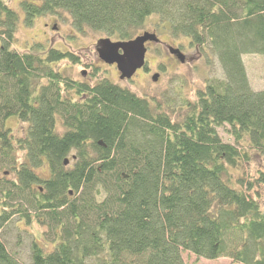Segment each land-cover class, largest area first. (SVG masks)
<instances>
[{"label":"trees","instance_id":"1","mask_svg":"<svg viewBox=\"0 0 264 264\" xmlns=\"http://www.w3.org/2000/svg\"><path fill=\"white\" fill-rule=\"evenodd\" d=\"M21 8L29 25L63 10L78 31L113 41L135 39L157 16L156 29L175 40L209 46L225 75L182 116L107 78L75 82L55 66L77 63L72 52L13 48L19 15L0 0V232L20 221L54 234L34 240L29 264H185L184 252L264 264L259 193L231 173L253 152L264 156V90L252 88L243 61L264 56V0H24ZM12 118L22 136L7 127ZM0 264H24L1 237Z\"/></svg>","mask_w":264,"mask_h":264},{"label":"rangeland","instance_id":"2","mask_svg":"<svg viewBox=\"0 0 264 264\" xmlns=\"http://www.w3.org/2000/svg\"><path fill=\"white\" fill-rule=\"evenodd\" d=\"M2 1L19 15L13 48L19 51H27L42 45L47 48L53 47L72 52L78 58L77 63L73 64L65 61L55 66H58L62 72L70 76L75 82H92L96 84L107 78L114 84L127 88L139 96L156 99L162 103L166 111L173 110L177 113L181 111L179 115L182 116L186 102H196L198 92L204 90L211 80L225 78L218 59L210 55L209 46L204 51L202 48H192L189 40L185 37L174 40L169 34L166 36L167 31L155 27L159 18L152 16L147 29L142 31L141 35L143 32L151 31V33H154L153 31H155L162 40L166 42L173 41L172 45H179V48L183 50L186 61L184 63L176 61L163 45L154 43L147 55L146 69L135 76L134 80L125 83L120 80V72L115 66L105 65L98 58L96 45L99 40L107 38V36L88 28L81 32L78 31L73 26L70 14L63 10L56 14L38 16L29 25L25 21V14L21 8V3L24 0ZM0 30H3L2 22L0 23ZM243 61L252 88L255 91L264 90V56L249 54L243 56ZM84 71H88L87 76L89 79L82 76ZM156 73L160 74L158 82L153 81V76ZM91 78L94 80H91ZM6 125L14 130L16 137L22 136L26 130V128L22 129L25 126L20 125L16 118L10 119ZM220 134L224 141L233 143L232 138L227 137L222 132ZM22 157L23 155H20L19 163L22 162ZM3 170L10 171L6 167ZM261 170L264 171V156L253 152L250 154L249 161H243L237 168L231 169V173L234 181L238 177L250 181L247 184L251 183L255 187L254 190L259 193L258 198L254 192L253 196L260 201L261 206L264 208V185L259 183L258 177ZM38 172L42 176L48 175L46 168H41ZM6 176L12 177L13 175L8 173ZM3 233L4 231L0 232V237L8 250L24 264L30 263L34 240L40 243L41 241L44 243L45 240L50 242L53 241L54 235L49 226H41L37 222L26 225L20 221L12 222L6 227L5 234ZM231 239L234 240V243L240 242V236L238 235L231 236ZM183 257L185 264H233V259L230 257H221L216 260L198 259L190 252H184Z\"/></svg>","mask_w":264,"mask_h":264},{"label":"water","instance_id":"3","mask_svg":"<svg viewBox=\"0 0 264 264\" xmlns=\"http://www.w3.org/2000/svg\"><path fill=\"white\" fill-rule=\"evenodd\" d=\"M159 38L156 33L145 32L130 41H113L104 38L98 41L97 51L100 58L109 65H116L120 72L121 80H131L136 72L146 65V54L148 42L158 43ZM181 61L184 56L178 55ZM160 74L153 76V81L158 82ZM69 164V160L65 162Z\"/></svg>","mask_w":264,"mask_h":264},{"label":"flooded vegetation","instance_id":"4","mask_svg":"<svg viewBox=\"0 0 264 264\" xmlns=\"http://www.w3.org/2000/svg\"><path fill=\"white\" fill-rule=\"evenodd\" d=\"M6 4V3H5ZM7 5V4H6ZM8 6V5H7ZM12 9V8H11ZM13 10V9H12ZM15 11V10H14ZM147 32H150L151 33V31H147ZM154 33H156L157 34V36H158V38H159V41H158V43L157 44H161V45H163V47H165L166 48V50H168V52L170 53V56L171 57H174L175 59H176V61H180V62H182V63H184L185 61H186V55L183 53V50H181V48H179V45H176V46H174V45H172V42L173 41H170V42H166V41H164V40H162L161 38H160V36L158 35V33L157 32H155V31H153ZM166 36H168V34H166ZM175 40V39H174ZM155 42H148L147 44H146V46H147V48H148V51H147V54H146V65H145V67L144 68H142V69H140V70H138L137 72H136V74L133 76V78L131 79V80H122L123 82H129V81H132V80H134V78H135V76H137L140 72H142V71H144L145 69H146V67H147V63H148V61H147V55H148V52H149V49L151 48V46L154 44ZM191 46V45H190ZM193 48V47H192ZM96 51H97V45H96ZM180 52H181V54L184 56V61H181V59H179V57H178V55H180ZM97 53H98V51H97ZM98 58L105 64V65H109V64H107V63H105L101 58H100V56H99V54H98ZM110 66H115L116 68H117V66L116 65H110ZM98 67V66H97ZM87 72L88 71H84L82 74V76H84L85 78H87V79H89L88 78V76H87ZM119 78H120V76H119ZM91 80H94L93 78H91ZM121 80V79H120ZM82 83H86V84H91L92 82H82ZM93 84H95V83H93Z\"/></svg>","mask_w":264,"mask_h":264},{"label":"bare ground","instance_id":"5","mask_svg":"<svg viewBox=\"0 0 264 264\" xmlns=\"http://www.w3.org/2000/svg\"><path fill=\"white\" fill-rule=\"evenodd\" d=\"M68 160H69V162H70V159H66L65 162L68 161ZM65 162H64V164H65ZM65 165H66V164H65ZM66 166H67V165H66Z\"/></svg>","mask_w":264,"mask_h":264}]
</instances>
